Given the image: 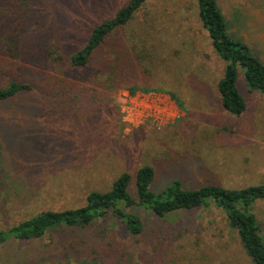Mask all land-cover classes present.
I'll return each mask as SVG.
<instances>
[{
  "label": "rangeland",
  "instance_id": "374dc122",
  "mask_svg": "<svg viewBox=\"0 0 264 264\" xmlns=\"http://www.w3.org/2000/svg\"><path fill=\"white\" fill-rule=\"evenodd\" d=\"M129 0H0V87L32 90L0 103V230L46 211L77 209L121 173L154 169L160 193L240 190L264 184V93L243 70L239 116L221 106L225 64L211 47L196 0H148L133 19L74 68L71 56L92 30ZM227 32L264 63V0H216ZM169 110L161 125L150 110ZM168 117V116H167ZM131 236L108 215L85 228L47 232L0 246V264H252L214 204L159 219L142 207ZM264 240V200L251 208Z\"/></svg>",
  "mask_w": 264,
  "mask_h": 264
},
{
  "label": "trees",
  "instance_id": "16d2710c",
  "mask_svg": "<svg viewBox=\"0 0 264 264\" xmlns=\"http://www.w3.org/2000/svg\"><path fill=\"white\" fill-rule=\"evenodd\" d=\"M148 0H129L116 11L113 18L97 25L90 33L84 46L71 56L74 68L89 65L95 52L108 40L112 33L127 25L135 13ZM197 15L202 28L207 32L210 44L225 67L217 91L222 108L229 114L239 116L246 108L237 90L239 70H243L245 85L249 91L264 93V63L243 42L234 40L227 32L223 15L216 0H196ZM32 90L28 84L10 79L6 86L0 87V103L9 101L18 94ZM2 151L0 148V166ZM155 172L152 167L143 166L135 174L134 186L137 201L129 193L131 175L121 173L105 193L90 192L85 205L77 209L46 211L20 222L6 231L0 230V246L6 242H28L43 237L47 232L61 227L85 228L96 220L108 215L120 220L131 236L142 232L140 218L128 210L142 207L159 219L184 211H191L214 204L226 216L228 227L237 232L240 244L252 264H264V240L260 227L251 208L257 201L264 200V184L240 190L224 189L219 186H204L185 189L174 180L160 193L150 189ZM2 194L0 190V208Z\"/></svg>",
  "mask_w": 264,
  "mask_h": 264
},
{
  "label": "built area",
  "instance_id": "2783aa9c",
  "mask_svg": "<svg viewBox=\"0 0 264 264\" xmlns=\"http://www.w3.org/2000/svg\"><path fill=\"white\" fill-rule=\"evenodd\" d=\"M168 112L169 110L166 109L164 111H156L154 109V110H150L148 117L149 119L152 120L154 124L161 125L164 121L170 118V114Z\"/></svg>",
  "mask_w": 264,
  "mask_h": 264
}]
</instances>
